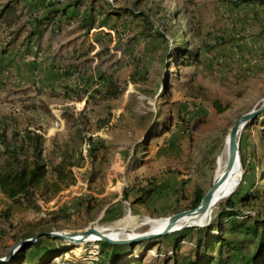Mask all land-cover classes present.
<instances>
[{
	"label": "rangeland",
	"instance_id": "374dc122",
	"mask_svg": "<svg viewBox=\"0 0 264 264\" xmlns=\"http://www.w3.org/2000/svg\"><path fill=\"white\" fill-rule=\"evenodd\" d=\"M20 1L44 6L40 13L46 14L73 8L69 5L77 0ZM107 1L117 8L146 12L166 39L155 33L147 36L142 22L127 14L105 20L103 5L96 4L91 11L90 1L84 0L75 17L48 27L38 55L7 59L8 68H0V122L9 125V134L27 126L45 129L49 155L54 142L70 141L74 123L85 121L88 129L80 149L82 166L73 167L76 183L49 203L39 201L40 211L20 212L7 222L0 218L1 258L34 229L60 234L126 229L143 234L155 223L189 210L196 187L206 193L211 188L232 127L264 104V37L259 35L264 4L253 1L235 9L229 6L234 0ZM87 17L95 21L92 31L83 23ZM233 29L241 31L249 46L251 38L257 40L258 53L247 54L246 62L241 61L244 52L224 45L200 63H180L183 55L175 50L178 34L186 33L192 50L201 41L213 44L214 38ZM100 77L114 80L120 95L100 96L105 90ZM215 100L228 109L218 113ZM254 119L238 136L242 159L238 186L244 190L259 180L264 160V117L256 123ZM159 125L162 128L152 135ZM92 137L106 145L95 163L87 141ZM147 179L160 182L159 190L147 204L133 205L138 193L134 187ZM126 190L129 197L123 200ZM227 198L220 200L212 218ZM3 207L0 195V211ZM156 244L139 248L144 264L172 254L167 244ZM98 247V242L76 247L67 242L69 252L63 258L92 264L101 259Z\"/></svg>",
	"mask_w": 264,
	"mask_h": 264
},
{
	"label": "trees",
	"instance_id": "16d2710c",
	"mask_svg": "<svg viewBox=\"0 0 264 264\" xmlns=\"http://www.w3.org/2000/svg\"><path fill=\"white\" fill-rule=\"evenodd\" d=\"M83 1L77 0L69 7L73 6L79 10ZM89 1L91 11H95L96 4L98 8L100 4L103 5L100 8L103 13H106L105 20L112 15L120 17L127 14L135 21L142 22L143 33L148 32L147 36L155 33L166 39V35L156 30L151 16L146 12L117 8L107 0ZM253 1L264 4V0H234L229 6L238 9ZM234 8L231 11H234ZM66 10L68 9L36 14L31 10H25L16 0L0 4V53L6 55L20 48L24 49V53L28 56L38 55L37 52L41 48L48 27L52 23L61 21L62 16L69 19L75 17L74 14L67 16ZM89 17L84 18L83 23L87 25V28L92 29L95 21L93 17L91 19ZM102 25L104 27L106 23ZM185 35L186 33L177 35L178 41H176L179 43H176L175 49L180 50V56L183 55V61H179L184 65L200 63L208 57V54L214 56V50L220 51L224 45H230L244 52L241 56V58L244 56V59H241L242 62H246L245 57L252 52L251 47L244 42L241 31L237 29H233V33L223 34L222 37L216 38V41L214 38L213 44L201 41V44L192 50ZM259 35L261 38L264 37V27ZM222 54L224 56V53ZM99 81L105 87L104 91L99 92L100 96L113 99L120 95L121 91L114 80L100 77ZM213 107L220 114L228 109L216 100L213 101ZM66 115L68 114H63L67 119ZM263 117L264 113L259 114L254 122L261 121ZM179 118H181L180 114ZM250 124H253V120L246 126ZM72 126L74 133L70 135V141L63 144L54 142L51 153L46 155L45 129L27 126L23 130H12L9 134V125L4 123L0 125V195L1 202L4 204L0 211V218L3 221H9L20 212L40 211L39 201L49 203L76 183L73 167L82 166L80 161L83 157L80 149L87 138L88 129H86L85 121L82 124L74 123ZM161 128L162 126L159 125L152 130L151 134L154 135ZM87 141L89 157L95 163L100 159V152L106 149V145L93 137ZM259 165V180L247 190L240 188L242 184L240 183L236 191L219 204L218 212L214 214L209 226L187 228L181 232L154 240L141 241L135 245L98 242V255L101 259L92 264H144L145 256L140 250L154 247L158 245L156 244L158 241L167 244L173 252L163 259L155 258L150 264H264V187H259L264 182V160ZM134 188L138 193L132 204L145 205L159 190L160 182L147 179L145 184L141 183ZM205 195L204 188L197 186L192 195L190 209L196 208ZM128 197L126 190L123 200H127ZM79 206L83 208L84 203L80 202ZM87 210H90V207ZM109 212L111 210L107 209L106 213ZM36 225L39 226V222ZM49 233H44V230H31L32 235L23 237L21 241L33 238H36V241L25 245L9 262L0 264H91L63 258L69 252L67 241L52 237ZM44 239L50 243H46ZM181 241L190 246L184 249L186 244H181ZM56 258L61 259L59 262H54Z\"/></svg>",
	"mask_w": 264,
	"mask_h": 264
},
{
	"label": "water",
	"instance_id": "95a60500",
	"mask_svg": "<svg viewBox=\"0 0 264 264\" xmlns=\"http://www.w3.org/2000/svg\"><path fill=\"white\" fill-rule=\"evenodd\" d=\"M264 110V104L257 110H253L248 114L242 116L237 123L232 127L228 135L229 154L228 162L222 177L217 180L215 178L211 188L201 200L200 204L196 208L189 209L187 211L176 213L168 217L167 223L162 230H150L143 234H134L126 229L115 231L116 233L126 234L125 237L113 238L110 236L111 230L89 228L80 233H49L50 236L63 239L71 243L74 247L84 242H106L113 245H135L141 241L154 240L160 237L171 235L177 232H181L187 228L206 227L212 221V213L217 204L224 197H229L234 191L222 190L223 185L232 176L235 169V165L240 157L238 134L239 132L255 117H257ZM217 195V199L214 200V196ZM208 219L202 223H196L194 220L208 213ZM91 237H96L95 240H91ZM36 238L27 239L19 242L13 246L10 252L3 258L0 257V263L9 262L13 256L29 243H34Z\"/></svg>",
	"mask_w": 264,
	"mask_h": 264
},
{
	"label": "bare ground",
	"instance_id": "6f19581e",
	"mask_svg": "<svg viewBox=\"0 0 264 264\" xmlns=\"http://www.w3.org/2000/svg\"><path fill=\"white\" fill-rule=\"evenodd\" d=\"M238 136H239V134H238ZM228 154H229V144H228V141H227V143H226L225 147L223 148V150L221 152V155H220V157L218 159L217 175H216V179L217 180H219L222 177V175H223V173L225 171V168H226L227 162H228ZM241 172H242V159H241V156H240L238 161H237V163H236V165H235V169L233 171L232 176L223 185L222 190L233 191L238 186V184H240V182L242 180ZM216 197H217V195L214 196V200L217 199ZM224 198H222V199H224ZM208 214H209V212L206 213L205 215L201 216V217L196 218L194 221L196 223L205 222L208 219ZM131 219H132V217H129L128 218V222H130ZM167 220L155 223L153 225V227L151 228V230H153V229L157 230V231L162 230V228H164L165 224L167 223ZM110 236L113 237V238L120 237V235L118 233H116L115 231H111ZM95 239H96V237H91V240H95Z\"/></svg>",
	"mask_w": 264,
	"mask_h": 264
},
{
	"label": "crops",
	"instance_id": "0c3cea01",
	"mask_svg": "<svg viewBox=\"0 0 264 264\" xmlns=\"http://www.w3.org/2000/svg\"><path fill=\"white\" fill-rule=\"evenodd\" d=\"M8 1H12V0H8ZM7 1V2H8ZM16 1H19L20 2V4H21V7H23L25 10H31L32 12H34V13H36V14H41L42 12H41V9L39 8V7H41L42 9L44 8V6H38V5H33V4H30V3H28V2H22V1H20V0H16ZM6 3V2H5ZM4 4V3H3ZM2 5V4H1ZM59 7V6H58ZM76 11V9H75V7H71L70 9H68V10H66V14H67V16H73V14H74V12ZM41 12V13H40ZM68 19V17H65V16H62V17H60V20H62V19ZM92 30H94V29H91V31ZM250 47H251V49H252V52H251V54H250V56H254L255 54H257L258 53V50H257V45H256V38H251L250 39ZM254 43V44H253ZM25 57V56H28V55H26L25 53H24V49H20V48H18V49H16V50H12V51H10L8 54H6V55H2L1 53H0V68H8V63H9V60H7V59H14V58H17V57ZM249 56V55H248ZM28 57H30V56H28ZM12 60H10V61H12ZM8 61V62H7ZM6 62V63H5ZM7 65V66H6Z\"/></svg>",
	"mask_w": 264,
	"mask_h": 264
}]
</instances>
